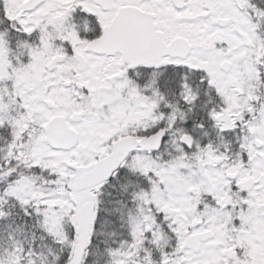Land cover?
<instances>
[{
    "label": "trees",
    "instance_id": "obj_1",
    "mask_svg": "<svg viewBox=\"0 0 264 264\" xmlns=\"http://www.w3.org/2000/svg\"><path fill=\"white\" fill-rule=\"evenodd\" d=\"M242 2L256 25L262 51L257 49L252 57L254 99L240 110L230 128H222L215 120L226 103L205 70L170 63L132 69L124 79L143 99L160 96L163 103L156 115L181 125L169 128L191 134L199 147L221 149L219 154L229 148L241 153L238 140L251 137V127L264 118V0ZM12 15L7 2L0 0V38L2 35L12 51L5 57L10 72L0 76V264H66L73 252L74 213L43 203L52 197L43 198L42 189L57 195L64 181L56 170L36 161L43 128L21 96L25 88L22 72L35 56L24 43L39 45V26L30 35L22 30L20 18ZM74 16L73 28L84 44L101 37L97 17L86 13ZM57 36L52 37L53 48L59 43ZM65 41H61L64 47L68 45ZM161 155L153 159L162 166ZM151 185L142 172L124 168L101 187L98 219L83 264L179 263L185 256L186 227L171 214L157 213L152 204L143 203L140 195L151 191ZM62 189L68 193L66 185ZM146 214L149 222L144 219Z\"/></svg>",
    "mask_w": 264,
    "mask_h": 264
},
{
    "label": "rangeland",
    "instance_id": "obj_2",
    "mask_svg": "<svg viewBox=\"0 0 264 264\" xmlns=\"http://www.w3.org/2000/svg\"><path fill=\"white\" fill-rule=\"evenodd\" d=\"M4 1L7 2L12 17L20 18L22 23L20 25L26 33L34 34L33 28L39 26V45L31 46L23 42L27 44L28 52L35 54L33 62L22 72L25 88L21 96L25 99L31 116L36 117L42 128L55 117L69 121L76 116L83 118L81 124L72 126L80 138L76 150L70 153L54 152L50 150L42 136L38 140L35 152L38 163H44L50 169L56 170L61 177L63 175L76 177L77 174L70 167L87 169L93 167L102 157L101 154L108 150L106 144L108 140L131 135L134 131L144 133L155 128L154 125L158 123L153 114L156 105L143 101L137 94L136 87H131V95L127 94V98H122L120 92L97 94L98 87L106 85V88H110L115 84L114 79L121 73L120 59L118 57L93 59L86 52V45L80 40L79 32L73 28L76 22L74 15L89 14L91 11L98 17L100 25L107 26L111 23L112 14L101 13L90 0ZM140 1L120 0V4L131 3L142 9H150L158 16L166 41L184 38L192 44L194 52L187 62L188 65L204 68L216 81L219 93L226 101L227 113L234 116L254 99L253 97L249 101L255 92L251 90L253 83L249 89L248 85L249 79L254 80L255 76L252 57L257 51L256 47L259 46V51H262V40H255L254 25L251 24L247 13L240 10L238 0H190L187 11L180 13L175 11L172 0H145L144 4ZM239 1L243 5L242 0ZM54 34H58L59 39L56 48L51 45ZM63 39L68 40L64 42L68 44L65 47L61 45ZM10 52L11 45L8 46L1 35L0 76L10 72L11 67L5 58ZM59 57H64L65 63L49 72L48 68L52 61ZM226 63L232 65V72L229 75L222 71ZM66 84H70V87L66 88ZM117 87L124 91L129 86L124 82H118ZM46 102L55 106L54 112L47 109ZM106 104L110 105V109L106 116H102V112H99L100 107ZM261 126H264V120ZM252 132L256 133L254 139L264 140V127L255 128ZM170 133L175 138L169 148L173 147L159 158L162 166L149 154L141 151L131 158V165L140 170H153L158 177V183L154 184L151 194L148 197L143 196L142 200L148 199L156 209L176 211L182 215L185 222L191 224L195 202H198L200 196H206L210 192L207 177H211L214 172L210 165L216 162V153L207 149H200L196 154L194 152L197 149L193 153L182 152V147L176 144L179 132L171 130ZM259 152L264 154V150ZM253 153L258 152L256 150ZM65 183H62V188ZM62 188L57 195L53 190L45 192L42 189L43 198L47 195L52 198L59 197L52 202L46 199L44 203L59 205L72 211L73 202L80 204L90 198L87 194L82 196L70 192L64 194ZM191 190L196 191L198 198L191 194ZM224 201L225 198L219 202ZM177 216L179 217L178 214ZM205 217L207 218V215ZM207 223H211L210 216ZM217 233V242H220L222 233L220 227ZM192 234L193 232H189L186 237ZM212 246H207L203 255L199 257L186 253L181 264H219L222 260L221 254L218 251L214 254Z\"/></svg>",
    "mask_w": 264,
    "mask_h": 264
},
{
    "label": "water",
    "instance_id": "obj_3",
    "mask_svg": "<svg viewBox=\"0 0 264 264\" xmlns=\"http://www.w3.org/2000/svg\"><path fill=\"white\" fill-rule=\"evenodd\" d=\"M117 0H92L95 4L102 7L103 11L115 10V2ZM187 0H173V5L178 10L185 9ZM88 51L96 55H113L119 54L123 64H128L133 67H140L144 64L152 62H161L164 58L187 60L192 52V47L183 40H177L167 47L164 42L163 35L157 32L155 24V16L143 13L134 8L119 9L118 15L112 25L104 30L102 40L95 47H89ZM61 60H56L54 64ZM54 66V65H53ZM52 66V68H53ZM226 73L231 70V65L224 66ZM50 109L53 106L48 105ZM221 122H229L230 116L223 115L218 118ZM46 142L53 150L71 151L77 143V135L75 131L70 130L66 121L61 119L53 120L46 128ZM165 138V132L150 138L141 146L143 149H150L154 152L161 148L162 141ZM136 139L131 138L125 140L114 147L112 155L101 162L98 167L89 175L79 179L75 185H72L74 191L78 192L84 189L93 188L106 182L112 178L113 173L119 169L126 155L130 150L134 149ZM182 143L191 145L192 140L186 137ZM124 154L121 158L120 155ZM96 203L86 204L77 214L76 223V245L75 253L70 258L68 264H82L86 253L87 245L90 244L91 229L95 227L97 215L95 214ZM78 236H80L78 238ZM191 239L187 242L186 247L197 249V240ZM203 239V238H202ZM196 252L198 250H195Z\"/></svg>",
    "mask_w": 264,
    "mask_h": 264
},
{
    "label": "flooded vegetation",
    "instance_id": "obj_4",
    "mask_svg": "<svg viewBox=\"0 0 264 264\" xmlns=\"http://www.w3.org/2000/svg\"><path fill=\"white\" fill-rule=\"evenodd\" d=\"M238 141L242 142L241 153L229 147L223 151L226 173L213 186L209 231L200 222L195 236L210 233L209 242L214 244V226H220V242L212 249L221 252L224 264H264V154L259 152L264 150V140Z\"/></svg>",
    "mask_w": 264,
    "mask_h": 264
}]
</instances>
